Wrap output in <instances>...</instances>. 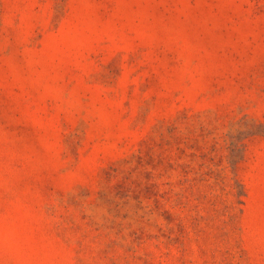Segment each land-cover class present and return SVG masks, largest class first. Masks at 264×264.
Wrapping results in <instances>:
<instances>
[{
	"label": "rangeland",
	"instance_id": "obj_1",
	"mask_svg": "<svg viewBox=\"0 0 264 264\" xmlns=\"http://www.w3.org/2000/svg\"><path fill=\"white\" fill-rule=\"evenodd\" d=\"M0 264H264V0H0Z\"/></svg>",
	"mask_w": 264,
	"mask_h": 264
}]
</instances>
